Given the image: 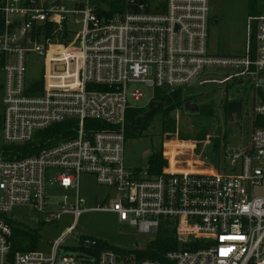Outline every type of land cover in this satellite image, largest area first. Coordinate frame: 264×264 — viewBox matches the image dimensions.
<instances>
[{"label": "built area", "instance_id": "obj_1", "mask_svg": "<svg viewBox=\"0 0 264 264\" xmlns=\"http://www.w3.org/2000/svg\"><path fill=\"white\" fill-rule=\"evenodd\" d=\"M67 1L0 0V264H264V195L255 194L264 183V126L257 123L264 118V4L248 16L243 54L220 56L209 52V0ZM33 55L43 68L29 79ZM211 68L227 70L218 85L249 91L248 143L224 145L214 155L217 166L204 169L196 143L188 149V168L178 160L184 149L176 147L171 161L172 143H165L167 165L159 173L128 168L127 113L140 108L131 102L148 97L144 109L158 95L203 86ZM209 149L215 154L211 147L201 153ZM83 174L115 197L85 209ZM50 190L60 194L55 201ZM22 207L40 227L64 216L73 223L49 253L13 252L15 228L7 217ZM85 212L115 214L139 233L157 235L153 242L161 231L172 232L176 247L148 258L79 237L75 253L61 256Z\"/></svg>", "mask_w": 264, "mask_h": 264}, {"label": "rangeland", "instance_id": "obj_2", "mask_svg": "<svg viewBox=\"0 0 264 264\" xmlns=\"http://www.w3.org/2000/svg\"><path fill=\"white\" fill-rule=\"evenodd\" d=\"M65 5L67 0H63ZM260 5L264 0H258ZM249 0H209V52L220 56L242 55L246 45L247 19L249 14ZM70 6V5H69ZM41 59L35 55L29 56L27 62V76L29 79L38 78L42 74ZM227 70L223 68H211L206 71L203 81L207 83L199 87H189L181 94L182 98L188 99L191 107H196L197 112H186L184 107L171 111L168 115L173 121V131H163L161 126L162 117L156 116L149 124L147 130L140 137L127 139L125 143V164L130 169H145L149 166V160L153 153H161L162 144L172 143L174 140L167 136H175L177 142L196 143V160L200 154L205 168L217 166L214 155L203 159L208 154L202 149L211 147L214 153H219L222 147L230 143L233 148L244 147L251 138L252 116L249 91L245 88L234 87L230 84L218 85L217 81L225 78ZM214 82V83H213ZM3 75L0 73V112L2 108V87ZM140 91L146 96H151V90L140 87ZM186 93V94H185ZM237 97L242 101V115L239 120L227 121L226 104L230 98ZM148 97L141 101L131 102L134 106L143 107ZM212 108L213 114L206 115L199 112L202 106ZM201 111V110H200ZM209 142L205 145V142ZM3 145L1 124H0V147ZM219 146V149H217ZM189 148L179 150L183 152L178 157L182 166H186L190 157ZM206 149V148H205ZM213 155V156H212ZM219 155V154H218ZM188 160V161H187ZM49 185L51 184L48 181ZM55 188L54 184L51 189ZM256 195H264V183L262 187L255 189ZM49 195L55 201L59 193ZM80 197L85 200V209H92L101 205L109 198H114L115 193L110 188L100 186L91 175L83 174L80 177ZM71 202H74V195H70ZM8 220L17 230H25L36 235L38 238L36 250L49 253L51 244L62 234L67 226L73 223L71 216H64L59 224H51L45 227L37 225L36 214L27 207L15 208L9 215ZM155 234H141L127 223L119 222L117 216L106 212H85L78 219L74 233L69 235L62 244L61 256L72 255L78 248L79 237H91L102 240L113 250L121 254H141L148 250L149 246L156 239ZM29 242H31L29 240Z\"/></svg>", "mask_w": 264, "mask_h": 264}, {"label": "trees", "instance_id": "obj_3", "mask_svg": "<svg viewBox=\"0 0 264 264\" xmlns=\"http://www.w3.org/2000/svg\"><path fill=\"white\" fill-rule=\"evenodd\" d=\"M248 8H249V14L250 15H256L259 14L260 11L263 8V5L259 4L258 0H249L248 3ZM157 101L153 102L150 104L147 108H134L128 111L127 113V119H126V126H127V131H126V138H134V137H140L143 135V133L147 130L149 124L151 121L156 117V116H161L162 121H161V126L163 131H173V121L169 117V113L171 111L180 109L184 107L185 103L188 102L186 98H182L180 93H176L170 96H160L158 95ZM227 105V104H226ZM201 110V111H200ZM198 111V109H197ZM199 112L206 114V115H212L213 110L212 108L208 106H202L199 108ZM257 123L260 124V126H264V118H259ZM66 127H58L55 128L57 130H62L64 131ZM137 132L138 134H135ZM171 138V140H174L172 142L171 146V161H173V158L175 156V149L178 148H189L190 145L189 143H181L177 142L175 137H168ZM26 146L23 148L24 150H28ZM217 149H219V146H217ZM37 150V149H36ZM36 150L33 152L35 153ZM219 153H215L216 157L218 156ZM216 157H213L216 161ZM167 165V161H165L162 158L161 153H153L152 156L150 157L149 160V166L151 167V170L157 174L161 171L163 167ZM36 235L32 234L31 232H27L25 230H17L14 229L13 233V252L17 251H25L29 249H34L35 247H29L25 245V242L31 241V242H37V239L35 237ZM34 244V243H33ZM100 247H103V245H100ZM176 247V243L174 241L173 233L169 231H161L158 234L157 240L151 243L149 246L148 250L144 253H141L140 256L142 257H148V258H158L160 257L159 255L173 250Z\"/></svg>", "mask_w": 264, "mask_h": 264}, {"label": "water", "instance_id": "obj_4", "mask_svg": "<svg viewBox=\"0 0 264 264\" xmlns=\"http://www.w3.org/2000/svg\"><path fill=\"white\" fill-rule=\"evenodd\" d=\"M59 3H57L58 5ZM184 110L186 112L195 113L197 112L196 107H191L190 102H186L184 105ZM242 115V104L239 101H229L226 105V118L227 121L233 122L234 120H239ZM135 134H138L135 132ZM167 137H174V136H167Z\"/></svg>", "mask_w": 264, "mask_h": 264}, {"label": "crops", "instance_id": "obj_5", "mask_svg": "<svg viewBox=\"0 0 264 264\" xmlns=\"http://www.w3.org/2000/svg\"><path fill=\"white\" fill-rule=\"evenodd\" d=\"M188 156L190 157V154H189V152H188ZM190 159H191V157H190ZM190 159H189V161H190ZM188 161V160H187ZM182 162V161H181ZM182 164H183V162H182ZM182 164H181V167L182 168H188V166L186 165V166H182ZM193 168H196L195 166L193 167ZM201 168H205L204 166H202Z\"/></svg>", "mask_w": 264, "mask_h": 264}, {"label": "snow or ice", "instance_id": "obj_6", "mask_svg": "<svg viewBox=\"0 0 264 264\" xmlns=\"http://www.w3.org/2000/svg\"><path fill=\"white\" fill-rule=\"evenodd\" d=\"M229 239H234V238H229ZM239 239H243V237H239Z\"/></svg>", "mask_w": 264, "mask_h": 264}]
</instances>
